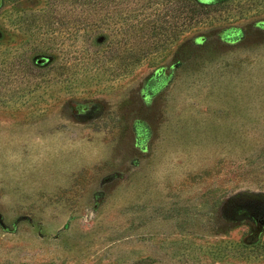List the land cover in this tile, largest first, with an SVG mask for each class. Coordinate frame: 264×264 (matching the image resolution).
<instances>
[{
    "label": "rangeland",
    "instance_id": "obj_1",
    "mask_svg": "<svg viewBox=\"0 0 264 264\" xmlns=\"http://www.w3.org/2000/svg\"><path fill=\"white\" fill-rule=\"evenodd\" d=\"M196 1L227 5L95 78L111 7L0 0V264H264V0Z\"/></svg>",
    "mask_w": 264,
    "mask_h": 264
},
{
    "label": "trees",
    "instance_id": "obj_2",
    "mask_svg": "<svg viewBox=\"0 0 264 264\" xmlns=\"http://www.w3.org/2000/svg\"><path fill=\"white\" fill-rule=\"evenodd\" d=\"M82 3L96 6L93 10L95 14L101 12L104 5L108 9L111 7L108 11L110 16L97 22L93 17L79 16V45L82 41L88 45L84 53H79V66L82 65L85 72L95 78L105 70L113 78L131 74L135 67L164 52L194 22L203 20V17L213 12H221L226 7L221 2L204 4L196 0H83ZM123 4H127L124 9L121 8ZM112 10L115 11V14L112 12L113 15L110 13ZM47 16H50L47 12L34 16L30 25L37 24ZM105 22H109L111 27L105 29ZM83 32L87 36H83ZM47 58L51 60L45 66L34 62L37 71H44L55 65L52 56ZM71 62L57 69L61 68L65 72L66 68H70L67 66ZM257 215L264 223V213Z\"/></svg>",
    "mask_w": 264,
    "mask_h": 264
}]
</instances>
